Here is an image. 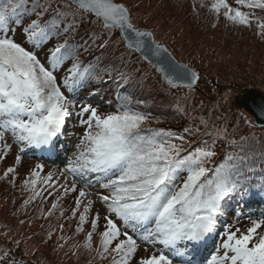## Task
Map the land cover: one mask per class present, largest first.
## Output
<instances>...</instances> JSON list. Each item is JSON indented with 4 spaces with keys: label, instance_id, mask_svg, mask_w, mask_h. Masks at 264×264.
<instances>
[{
    "label": "snow or ice",
    "instance_id": "1",
    "mask_svg": "<svg viewBox=\"0 0 264 264\" xmlns=\"http://www.w3.org/2000/svg\"><path fill=\"white\" fill-rule=\"evenodd\" d=\"M71 3L98 18L103 29L123 32L128 49L142 53L145 59L158 57L156 69L169 85L179 86L187 81L184 86L192 87L196 83L194 72L162 55L166 49L142 39L150 33L133 26L123 4L112 0H71ZM235 3L237 7L233 8L226 0H215L211 9L219 13L224 8V17L241 25H248L255 18L253 12L242 8L264 10V0H235ZM25 10L24 0H0V141L10 133L25 147L42 148L51 154L57 151L59 136L69 118L80 117L79 124L84 126L77 151L63 169L72 177L71 182L64 176V183L60 184L52 173L38 182V170L43 166L37 164L23 181L24 190L29 192L25 205L42 197L47 188L52 189L48 196L58 188L65 196L77 193L71 216L78 214L75 231L82 232L94 204L100 201L106 214L94 259L110 257L109 264H129L138 247L131 233L139 231L143 242L154 247L159 245V254L141 257L137 264H201V252L218 232L224 201L235 194L241 198L248 194L249 190L235 179L236 165L223 163L212 169L206 167L214 152L205 147L186 151L183 135L163 128H142L146 115L130 107L121 105L117 111L104 115L88 102L82 101L78 106L64 89L74 92L89 70H81L80 61L74 59L58 82L55 69L66 58L62 53L66 45L56 44L48 50L46 59L50 67L41 62L34 50L49 40L55 28L54 22H41L43 10L21 27L30 48L8 34L23 24ZM258 26L264 28V20ZM260 111L264 113V106ZM14 171L9 167L5 176ZM182 174V183L178 184ZM92 176L99 188L106 190V194L98 192L95 200L89 198L85 187L78 189L77 184L79 177L90 187L86 178ZM38 183L45 187L38 190ZM260 187L264 191V185ZM60 199L56 197L45 215L52 214ZM100 220V212L96 211L82 245L89 251L93 235L101 229ZM262 226L264 217L252 219L246 232L225 226L220 232L224 237L222 243L206 264H264V232L257 231Z\"/></svg>",
    "mask_w": 264,
    "mask_h": 264
},
{
    "label": "trees",
    "instance_id": "2",
    "mask_svg": "<svg viewBox=\"0 0 264 264\" xmlns=\"http://www.w3.org/2000/svg\"><path fill=\"white\" fill-rule=\"evenodd\" d=\"M174 1L179 2L176 5L181 4L183 6L184 0H163L168 10L171 8L173 10ZM191 2H196V0H190L189 6L185 9L191 11L192 14L197 12L201 16L196 21L197 27L203 24L206 28L207 24H213L215 18L204 13L206 6L202 4V0H198V7H194ZM24 4L26 10L22 16L23 24L20 26V30L23 25L35 19L36 13L41 10L44 12L42 23L43 20L55 23L49 40L44 42L42 47H45L47 56L48 50L56 44L66 45L62 49L66 58L60 65L63 69L61 77L74 59L80 61L81 70L84 68L89 70L88 76L77 88L78 91L84 92L86 98L94 99L93 101L97 100L100 105L107 107V109L117 111L121 105H124L145 114L147 119L144 122L153 123V125H142V128H163L183 135L185 137L183 147L186 151L194 150L195 147H205L206 150L214 152L215 155L205 163V166L210 169L223 163L236 165L238 175L235 179L249 191L242 198L235 194L224 201L223 214L219 217L220 224L224 220L223 215L228 212L239 211L240 204L243 206L241 213L244 210L253 209L256 204L264 208V191H261L260 187L264 185V127L256 128L250 124L248 115L234 104L230 107H226V103H224L220 104L219 107L209 106L205 108L204 103L210 102L207 92H214L215 95L220 92L211 91V88L209 90L201 82L202 67L199 70L200 64L196 62V59H192L191 55H185L183 62L195 68L199 73L197 83L200 91L172 87L165 84L154 72L152 66L145 64L136 54L125 48L114 29H103L98 18L77 9L68 0H24ZM126 7L128 8L127 5ZM130 20L133 22L132 15ZM134 26L139 29H147V27H142L137 23ZM153 36L157 41L156 36ZM246 63L247 61L242 63L236 61L232 68L239 69L241 67L243 71H246L244 70ZM254 73L253 76L252 72L248 76L251 79L246 77L242 79L244 82L242 91L247 87H260L263 90L264 76L257 80L255 75H260V72L256 70ZM209 84L213 86L215 83L212 80ZM219 87L215 90H218ZM226 111L231 113L233 117L228 116ZM221 117L226 118L232 124L230 125L228 122L219 123ZM220 124L223 125L222 129L218 128ZM186 129L187 131H185ZM176 142L179 143V141ZM229 157L232 159H228ZM5 171L6 169H4V175H0V179L2 177L7 180ZM182 180L183 174L177 183H182ZM8 186L9 191H6ZM41 186L42 184L38 183V190ZM43 187L45 186L43 185L41 188ZM3 188L6 192L0 196V204L3 207L0 210V226L11 233L15 229L21 228L19 236L18 234L15 236L16 240H20V245L13 243L19 250L22 248L21 252H28L29 255L34 253L25 244L28 232L34 235L32 240H35L42 238V236L49 237L57 230L59 235L64 237V242L68 241L69 238L73 241L78 235L79 232L75 231L77 226L72 230H64L60 227L63 222V217L60 214L45 215L52 207L51 205L47 210L42 209L43 202L46 205L51 200L49 198L46 201L48 195L37 197L25 205L24 201L28 198L29 192L25 191L23 186L16 190V193L12 192L8 182L5 183V187L3 184ZM51 190V188H47L43 193H48ZM64 206L66 207V205ZM58 207L60 213L62 209L64 211L61 204ZM10 219L13 222L11 221L10 226H8ZM8 238L10 239L9 235L4 237L6 242H8ZM210 243L211 239L205 248L210 246ZM3 245L0 242V252L3 255L8 253L7 257L12 259L19 256L13 248L7 249ZM33 260L34 264L52 263L48 255L45 258L38 255ZM20 261H23L21 256Z\"/></svg>",
    "mask_w": 264,
    "mask_h": 264
},
{
    "label": "rangeland",
    "instance_id": "3",
    "mask_svg": "<svg viewBox=\"0 0 264 264\" xmlns=\"http://www.w3.org/2000/svg\"><path fill=\"white\" fill-rule=\"evenodd\" d=\"M189 1L190 0H184L183 6L181 4L179 6L176 5L179 2L174 1L173 10L172 8L171 10H168L164 5L163 0H112L113 3L120 2L125 6L127 5L128 11L130 12L129 14L133 17V26L137 23L142 27H147V29L156 36L157 41L159 43H163L175 58L183 61L185 55H191L192 59H196V62H199V70L202 67L200 72L201 82L208 89L211 88V91L220 92L217 95H215L214 92H207L210 102L204 103L205 108L209 106L219 107L220 104L224 103H226V107H230L234 104V99L242 93L241 91L244 83L242 80L243 78L246 77L251 79V77L248 76H250L251 72L253 76V74H255L254 71L256 70H259L260 75H255V79L258 80L264 76V28L258 26L259 22L264 20V10L242 8L243 11L253 12L255 18L251 20L250 24L241 25L226 19L223 15V12L225 11L224 8H221L219 13L213 11L211 9V4L214 3L215 0H202V4L206 6L204 13L209 15V17L212 16L215 18V21L212 22L213 24H207L205 26L206 28H204L203 24H201L200 27H197L196 25V21L199 20L201 16H199L197 12H193L192 14L191 11L185 9L189 6ZM226 2L233 8L237 7L235 0H226ZM191 4L194 7H198V0H196V2H191ZM187 14H189V16H187ZM205 19L208 20L206 17ZM8 34L13 36L18 43H21L26 48L31 47L27 42H25L20 27H17L14 33L10 31ZM226 44L231 46L229 47ZM42 46L43 45L35 48L34 50L41 62L50 67L46 60L47 56L45 53V47ZM236 61H239L240 63L247 61L246 67L244 68L246 71H243L241 67H239V69L232 68ZM226 63L227 66H225ZM193 69L195 70V68ZM61 71V66L55 69L58 82L61 78V76H59V74H62ZM197 74L199 73L197 72ZM212 80L215 84L210 86L209 83ZM219 84L221 85L220 87ZM217 87H219V89L215 90ZM258 89L262 92L264 90V88L262 90L260 87ZM64 90L66 94L70 95V98L76 100L78 106L82 101H90L89 99L82 97L83 92L81 93L79 91H75L70 94L67 93V89ZM196 91H200L199 86ZM214 99L216 100L213 102ZM90 104L93 107H97L100 114L106 115L108 113L115 112V110L107 109V107L104 106L102 107L97 100L95 104L94 102ZM238 109L241 108L238 107ZM226 113L228 116L233 117L228 111H226ZM247 115L249 117L250 124L253 125V118L249 114ZM79 119L80 117L73 116L67 120L65 128L62 132L63 136H61V142L64 147H61L60 153H57V157L53 159H51L53 156L52 153L49 154L50 157L40 155V153L35 152L34 146L25 147L23 144L16 141L10 133H6L4 139L0 141V175H4V169L7 170L9 167L14 168L15 171L9 173V176L5 177L7 180H4L1 177L0 196L2 193L9 191V186L7 187V190L4 191L3 184L5 187L6 182L9 183L12 192L16 193V190H19V188L23 186V181L29 178L30 172L35 169L37 164L43 166L42 169L38 170L40 172V177L36 178L38 182L41 177L47 176L48 173H52L53 179L58 180L60 184L64 183V176L68 177V182L70 183L72 177L68 173L63 172V169L68 158L73 156V154L77 151L76 145L79 143L80 136L84 131V126L79 124ZM149 121L153 122L152 120ZM227 122L228 120L224 117H221L219 120V123ZM228 123L230 125L232 124L230 121ZM142 125L148 126L153 125V123L144 122ZM218 128L222 129L223 125L220 124ZM17 156L20 157L19 160H17ZM86 179L91 183L90 187L85 183V181L80 180L79 177H77V184L78 189L79 187H85L86 191L90 194L89 198L95 200L98 192L106 194V190L99 188V183L96 182L94 176L87 177ZM43 194V196L47 195V193ZM76 194L77 193H68L65 196L63 195V190L58 188L52 196L46 197V201L51 198L48 204L45 205V202H43L42 209L47 210L56 199L54 196L61 197L59 201L61 203L59 204H61L64 208L63 215H61L60 210L58 209L59 207H57L52 213L60 214L63 217L62 225L64 230H72L78 224V214L75 217L71 216V208L75 206L74 199ZM64 205H66V207ZM2 209L3 207L0 204V210ZM96 211H99L101 215V229H98V231L93 235L91 242L92 250L89 251L82 245L87 231L90 229L91 216L94 215ZM258 212V210H253L252 212L248 211L244 216L238 217H234L233 214L235 215V213L231 212L228 216H226L228 220L226 225L233 231L240 229L241 232H246L247 228L251 226L252 219H261L263 217L261 216L262 214L258 216ZM105 214L106 210L104 205L97 200L89 213V221H86L84 231L79 232L73 241L69 238L68 241L64 242V237L62 235L60 236L57 230H55V233L49 237L42 236V238L35 240H32L34 239V235L29 234L28 232L26 234L27 240H25V244L31 251L34 252L33 255H29L28 252H21L22 248L19 250L14 245L15 243L20 245V240H16L15 236L16 234L19 236L21 228L15 229L11 233L7 232L3 226H0V242H2L4 244L3 246L7 249L13 248L15 252L19 254L18 257L12 259L4 256L2 252H0V264L13 260L16 264H34L33 258L38 255H41L44 258L48 255L52 260V263L50 262V264H109L111 259L110 257L107 259H94L95 250L99 244V231L102 230L104 223L103 216ZM23 217L25 218V216ZM11 221L12 220L10 219L8 226H10ZM257 231L264 232V226ZM8 235L10 239L8 238V242H6L4 237H7ZM140 235L141 233L139 231L135 232L134 238L137 239L138 247L129 264H137V261L141 257L159 254L158 246L154 247L146 244L139 239ZM61 237H63V239ZM223 238V236L219 235L218 239L215 241L213 251L205 260L203 259V261H201V264H206V260L211 259V255L216 252L217 247L222 243ZM20 256L23 258V261H20ZM41 264L47 263L41 262Z\"/></svg>",
    "mask_w": 264,
    "mask_h": 264
},
{
    "label": "water",
    "instance_id": "4",
    "mask_svg": "<svg viewBox=\"0 0 264 264\" xmlns=\"http://www.w3.org/2000/svg\"><path fill=\"white\" fill-rule=\"evenodd\" d=\"M118 4H121V3H118ZM116 30H118V32L120 34V37L123 40L124 45L127 47V43L123 39L124 33L121 32L119 29H116ZM140 31H146V32L150 33V35L148 37H144L142 39H144L147 42L152 43V44H158V43H156L154 41L152 33L150 31H147V30H140ZM129 35H132V34L129 32ZM159 45H161L163 49H166V52H164L162 54L163 56L169 57L172 61H174L176 63H179L181 65H185L188 69H190L192 72H194L196 74V83L192 87L184 86V85H186L188 83L187 81H185L184 84L179 85V86H173V85H170V86H172V87L190 88V89H196L197 90L198 89V86H197L198 75H197L196 71L192 67L186 65L183 61H179L176 58H174L173 55L170 53V51L163 44H159ZM130 50L134 51L133 49H130ZM135 53L143 61H145L147 64H150V65L154 66L155 67V72L160 74L161 78L163 79L162 73H160L156 69V66H155V62L158 59V57H152L151 59H145L144 55L142 53H140V52H135ZM164 66L168 67L167 64H165ZM169 74L170 75H174V73H171V72ZM164 82L166 84H168L167 81L164 80ZM233 103L235 105H237L239 108H241L244 112H246L247 114H249L253 118V125L255 127H258V128L264 127V113H262L260 111V108L262 106H264V93L260 89H258L256 87H247V88L243 89L242 93L237 98L234 99Z\"/></svg>",
    "mask_w": 264,
    "mask_h": 264
}]
</instances>
